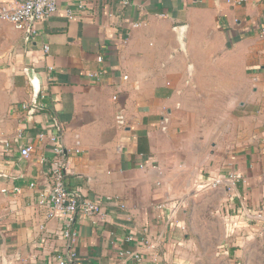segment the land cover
I'll return each mask as SVG.
<instances>
[{
    "label": "crops",
    "instance_id": "0c3cea01",
    "mask_svg": "<svg viewBox=\"0 0 264 264\" xmlns=\"http://www.w3.org/2000/svg\"><path fill=\"white\" fill-rule=\"evenodd\" d=\"M127 1L57 0L54 15L23 30L0 20V140L13 143L0 145V189H20L0 191V264H56L68 250L69 264H121L124 248L143 255L128 264H161L187 217H199L190 200L216 202L239 234L231 254L262 230L249 217L264 205V0ZM52 134L70 191L124 204H107L103 220L76 215L70 246L65 217L37 202ZM232 171L233 187L201 186ZM179 199L174 214L157 208Z\"/></svg>",
    "mask_w": 264,
    "mask_h": 264
},
{
    "label": "built area",
    "instance_id": "2783aa9c",
    "mask_svg": "<svg viewBox=\"0 0 264 264\" xmlns=\"http://www.w3.org/2000/svg\"><path fill=\"white\" fill-rule=\"evenodd\" d=\"M231 5H238L246 0H224ZM123 4H127V0H121ZM57 9V0H12V1H2L0 2V20L7 21L12 24L16 29L23 30L29 26L34 21H45L48 20ZM70 16V11H68ZM141 22L132 23V26H139ZM261 34H264V28L261 29ZM43 49L48 50V46L44 45ZM98 59H101L99 56ZM91 76L97 75V73H90ZM42 97V95H41ZM41 104L39 102L23 103L22 107L28 108H38ZM18 136V135H17ZM40 138H43V134H39ZM51 143L50 152L51 157L49 162V172L48 178V189L38 193L37 202L40 205H46L49 207V212L47 217L59 213L65 217V226L63 230V235L67 239L68 245H75L77 242V232L73 228V222L75 221L76 215H81L88 218H93L96 221V217L100 216L103 220L106 215V205L112 204L114 202L118 203L119 207L123 208L124 204L121 203L120 199L117 197H106L102 201H96L89 198H81L77 193L72 192L66 185V175L70 171V164L64 155V151L59 144L60 136L57 134H52L48 137ZM1 147L10 151L13 147V143L9 139L0 140ZM33 147L31 144H25L20 146L19 153L22 157H28L32 152ZM40 161H45L44 157L40 158ZM264 176V173H263ZM240 176L238 173L232 171L228 173L218 174L209 180L202 182L201 186L206 189H217L221 186L233 187L239 181ZM29 186H34V183H29ZM0 191L3 193L12 192L19 193L20 189L18 187H13L11 190L6 188H1ZM170 201H165L161 205H158L159 209H170V213L174 214L178 207L182 204V200L179 199L174 204L170 205ZM250 220L260 221L264 226V205H260L253 213L250 214ZM132 235L127 236V240H132ZM143 244V242H140ZM152 245L151 243H146ZM153 246V245H152ZM151 246V247H152ZM75 252L68 250L67 255L59 253L56 255V264H69L68 258L74 259ZM121 264H128V262H142L143 255L141 252L133 248L119 249L117 252ZM153 264H159L157 260H153Z\"/></svg>",
    "mask_w": 264,
    "mask_h": 264
},
{
    "label": "rangeland",
    "instance_id": "374dc122",
    "mask_svg": "<svg viewBox=\"0 0 264 264\" xmlns=\"http://www.w3.org/2000/svg\"><path fill=\"white\" fill-rule=\"evenodd\" d=\"M210 194L204 190L195 198ZM194 203L196 201L192 200L186 203L188 215L196 208L199 217H187L186 228L175 234L180 242L179 249L171 253L169 261L161 264H264V226L259 235L244 238L241 250L231 254L229 249L239 234L228 231L231 223L218 213L216 202L207 207L206 202Z\"/></svg>",
    "mask_w": 264,
    "mask_h": 264
}]
</instances>
